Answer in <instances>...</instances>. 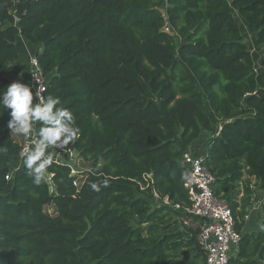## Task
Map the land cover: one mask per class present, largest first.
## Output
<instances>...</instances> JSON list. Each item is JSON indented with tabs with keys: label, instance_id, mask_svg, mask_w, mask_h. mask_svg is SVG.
<instances>
[{
	"label": "trees",
	"instance_id": "1",
	"mask_svg": "<svg viewBox=\"0 0 264 264\" xmlns=\"http://www.w3.org/2000/svg\"><path fill=\"white\" fill-rule=\"evenodd\" d=\"M16 3L0 0V91L36 55L90 169L78 187L54 161L49 182L24 164L6 180L20 146L0 107V264H205L199 224L185 223L198 218L152 198L188 203L181 158L203 132L241 234L228 264H264V230L243 232L258 200L244 177L264 186V55L257 71L235 18L264 49V0H36L20 20Z\"/></svg>",
	"mask_w": 264,
	"mask_h": 264
},
{
	"label": "built area",
	"instance_id": "2",
	"mask_svg": "<svg viewBox=\"0 0 264 264\" xmlns=\"http://www.w3.org/2000/svg\"><path fill=\"white\" fill-rule=\"evenodd\" d=\"M164 29H166L167 33H170L167 25H165ZM28 63V82L25 84H30L33 87V91H35V88L38 91L43 89L41 93L43 98L48 86L47 77L44 76L36 55H29ZM39 127L40 125L37 124V130ZM36 138L35 133L28 137L21 135L19 152L12 161V166L10 165L11 170L6 174V180L10 181L14 172L23 165L21 152L25 148L33 147ZM62 158L59 161L53 158V161L70 165V176L75 178L73 186L78 187L77 176L79 175L78 177H80L83 170L72 167L71 165L73 164L67 162L64 156ZM205 160L206 153L199 155L190 147L182 155L181 163L185 170L183 187L188 195V203L186 205L173 204L168 197L160 198L155 192L152 193V198L155 206H158V204L161 207L168 206L184 215L193 216L200 220L201 225L197 241L204 252L205 264H228L229 259L238 252L241 234L235 229L234 218L228 204L225 200L216 196L214 177L207 170ZM143 177L145 181L152 183L150 174Z\"/></svg>",
	"mask_w": 264,
	"mask_h": 264
},
{
	"label": "clouds",
	"instance_id": "3",
	"mask_svg": "<svg viewBox=\"0 0 264 264\" xmlns=\"http://www.w3.org/2000/svg\"><path fill=\"white\" fill-rule=\"evenodd\" d=\"M5 91H0V107L8 109L10 119L7 128L24 137L35 133L34 146L21 152L27 174L36 185L46 178L47 169L53 163L50 147L64 148L79 137V128L75 126L73 113L59 107L57 97L48 95L42 98V91H33L30 84L13 82ZM2 115V113H0ZM37 124L40 127L36 128ZM96 190L97 185L91 184Z\"/></svg>",
	"mask_w": 264,
	"mask_h": 264
},
{
	"label": "rangeland",
	"instance_id": "4",
	"mask_svg": "<svg viewBox=\"0 0 264 264\" xmlns=\"http://www.w3.org/2000/svg\"><path fill=\"white\" fill-rule=\"evenodd\" d=\"M235 18L241 24V34L243 35V41L247 44V46L249 47V49L251 51V54H252L253 60H254V64H255V68H256L257 71H261L262 67H261L260 61H261V58L264 55V49L260 48L259 46H257V44H256V34L251 32V30L246 26V24L242 23V20L240 19V17L238 15H235ZM163 30L165 31L166 29L163 28ZM22 57L23 56H21V58ZM206 135L207 134L205 132L201 133L200 136L195 141H193V143L189 146L193 151H196L197 154H199V155H203V154L206 153V142H205L206 141ZM67 147L69 148V150H67L65 152L64 150H66ZM48 152L51 153L53 158H55L58 161L62 160L63 159L62 157L64 156V158H66L67 162L73 164V165H71L72 167H75V168H86V170L90 169V164L84 162L78 156V154L74 151V149L71 146H69V145H67L64 148L50 147L48 149ZM14 159L15 158L11 159V161H10V165L11 166H12V161ZM78 176H77V178H79ZM46 180L49 182L48 175H46ZM245 182L246 183L248 182L247 184L248 185H252L254 188L256 187L257 190H260L261 192H264V186H261L259 184V182L256 181L255 179H252V182H249V181H245ZM50 187H51V189L53 188L51 184H50ZM45 211L47 213H49V214H54V211H53L52 207H45ZM260 217L261 218H258V220L260 222V226L262 227V213H261ZM261 230H264V227H262L259 231H261Z\"/></svg>",
	"mask_w": 264,
	"mask_h": 264
},
{
	"label": "crops",
	"instance_id": "5",
	"mask_svg": "<svg viewBox=\"0 0 264 264\" xmlns=\"http://www.w3.org/2000/svg\"><path fill=\"white\" fill-rule=\"evenodd\" d=\"M17 63H19L20 66H21V73H19L18 75L11 76L10 80L12 82L27 83L28 82V72H29L28 58L26 56H23L21 59L18 60ZM10 133H11V136H12L13 140L19 144L21 135H18V134L14 133V132H11V131H10ZM207 139H208V136L206 135V140ZM67 149H68V147L64 151L66 152ZM80 169L83 170V171H86V168H80ZM252 179H254V178H250V177H247V176L244 177V181L252 182ZM249 186L255 191V194L257 195L258 200L253 203V209L251 210V212L246 217V221H245V226L243 228V232H256V231H259L262 228L260 226V222H259L258 218H261L260 215L262 213V206L264 204V192H261L260 190H257V188L256 187L254 188L252 185H249ZM180 214L183 215V216H187V215H184L183 213H180ZM188 220L189 221H187V220L185 221L186 224L188 222L191 223V221H192L193 222L192 226H196V224H199L198 227L200 228L201 222H200L199 219H197L199 221V223L197 221H193L192 217H189ZM184 236L186 238H188L189 234L184 233Z\"/></svg>",
	"mask_w": 264,
	"mask_h": 264
},
{
	"label": "water",
	"instance_id": "6",
	"mask_svg": "<svg viewBox=\"0 0 264 264\" xmlns=\"http://www.w3.org/2000/svg\"><path fill=\"white\" fill-rule=\"evenodd\" d=\"M34 1H36V0H25L23 2H20L19 0H17L16 8H15V11H14V15H15L16 20H20L21 19L22 14L28 10L30 5Z\"/></svg>",
	"mask_w": 264,
	"mask_h": 264
}]
</instances>
